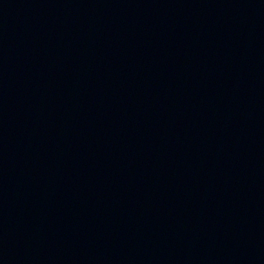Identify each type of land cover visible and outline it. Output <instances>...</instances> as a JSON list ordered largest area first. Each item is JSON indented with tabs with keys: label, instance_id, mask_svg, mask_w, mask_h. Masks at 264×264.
Returning a JSON list of instances; mask_svg holds the SVG:
<instances>
[{
	"label": "water",
	"instance_id": "95a60500",
	"mask_svg": "<svg viewBox=\"0 0 264 264\" xmlns=\"http://www.w3.org/2000/svg\"><path fill=\"white\" fill-rule=\"evenodd\" d=\"M0 264H264V0H0Z\"/></svg>",
	"mask_w": 264,
	"mask_h": 264
}]
</instances>
